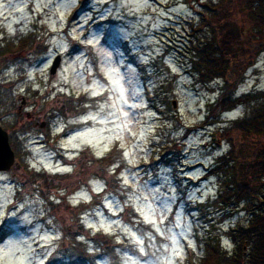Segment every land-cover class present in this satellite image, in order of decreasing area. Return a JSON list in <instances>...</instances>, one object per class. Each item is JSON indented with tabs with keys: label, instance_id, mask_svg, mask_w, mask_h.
Instances as JSON below:
<instances>
[{
	"label": "rangeland",
	"instance_id": "rangeland-1",
	"mask_svg": "<svg viewBox=\"0 0 264 264\" xmlns=\"http://www.w3.org/2000/svg\"><path fill=\"white\" fill-rule=\"evenodd\" d=\"M201 1L0 0V50L30 39L42 47L24 43L0 61V125L16 155L0 172V264L55 254L58 264H186L192 250L203 253L207 232L233 248L228 231L248 212L221 209L226 175L212 167L231 148L224 129L240 139L231 122L249 105L220 112L215 103L227 92H264V51L230 88L222 77L200 81L183 43ZM109 155L120 173L97 164ZM55 173L65 176L51 194L60 206L27 184ZM62 228L71 250L58 255Z\"/></svg>",
	"mask_w": 264,
	"mask_h": 264
},
{
	"label": "trees",
	"instance_id": "trees-1",
	"mask_svg": "<svg viewBox=\"0 0 264 264\" xmlns=\"http://www.w3.org/2000/svg\"><path fill=\"white\" fill-rule=\"evenodd\" d=\"M198 3L199 19L191 24L188 39L183 43L189 52L191 72L205 83L222 77L226 87L230 88L233 77L242 72L241 68L248 66L264 51V0H205ZM24 43L37 52L42 48L35 39L25 40L17 50H0V61L6 62L8 54L21 50ZM245 103L249 105L245 116L231 122L241 132L240 139H230L227 127L224 129L221 137L229 139L231 148L216 158L212 169L226 175L219 191L221 209L232 210L244 204L247 218L229 229L228 236L233 244L231 250L207 232L203 237V253L192 250L186 264H264V140H261L264 139V92L240 96L227 92L215 104L220 112H225ZM70 109L67 104L56 106L51 117H56L58 111L65 114ZM111 157H102L97 164L108 172V168L114 166L113 170L120 173L119 166L115 167L120 160L114 162ZM64 179L65 176L55 173L51 177L44 176L42 182L39 178L26 180L45 200L51 199L50 206H60L51 194L54 188L62 187ZM209 203L199 204L209 208ZM62 230L58 255L61 251L71 250V246L64 242L73 234L68 228ZM55 256L51 255L45 264H58L60 260Z\"/></svg>",
	"mask_w": 264,
	"mask_h": 264
},
{
	"label": "water",
	"instance_id": "water-1",
	"mask_svg": "<svg viewBox=\"0 0 264 264\" xmlns=\"http://www.w3.org/2000/svg\"><path fill=\"white\" fill-rule=\"evenodd\" d=\"M61 64V56L58 55L51 67V74H55ZM26 99H22L19 111L22 112ZM16 162L15 152L10 143L9 132L0 125V172L8 171Z\"/></svg>",
	"mask_w": 264,
	"mask_h": 264
},
{
	"label": "snow or ice",
	"instance_id": "snow-or-ice-1",
	"mask_svg": "<svg viewBox=\"0 0 264 264\" xmlns=\"http://www.w3.org/2000/svg\"><path fill=\"white\" fill-rule=\"evenodd\" d=\"M101 87H103V85H102ZM112 87H113V89L119 90V89H120V84H119V82L114 83V84L112 85ZM121 98L123 99V92H122V91H121ZM135 99H136V97L133 96V100H134V101H135ZM124 103L127 104V101L125 100ZM135 106H136L135 103H133V104H131V105H128L129 109L134 108ZM113 115H115V112H113ZM124 115H125V117H127V116L129 115V113H128V112H125ZM134 115H135V113H132V116H133V117H134ZM233 115H236V114H233ZM93 119H95V117H93ZM153 223H154V222H153ZM157 231H160V229H159L158 227H157ZM161 234H163V233H161ZM138 243H142V239H138ZM171 243H172V245H173V247H172V253L175 254V253H177V252L179 251V249L176 247V245H178L179 241L176 239L175 236H173V237L171 238ZM225 243L227 244V241H226ZM165 251H167V249H165ZM140 252H141L142 255L145 254L143 248L140 249ZM169 259H171L170 256H169ZM21 264H24V262L21 261ZM145 264H147L146 261H145ZM157 264H158V261H157Z\"/></svg>",
	"mask_w": 264,
	"mask_h": 264
}]
</instances>
